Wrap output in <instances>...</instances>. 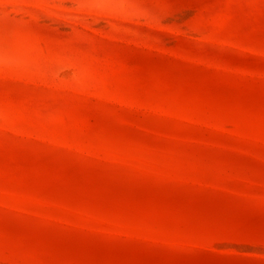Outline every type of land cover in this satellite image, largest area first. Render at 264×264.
<instances>
[{"label":"rangeland","instance_id":"1","mask_svg":"<svg viewBox=\"0 0 264 264\" xmlns=\"http://www.w3.org/2000/svg\"><path fill=\"white\" fill-rule=\"evenodd\" d=\"M0 264H264V0H0Z\"/></svg>","mask_w":264,"mask_h":264}]
</instances>
